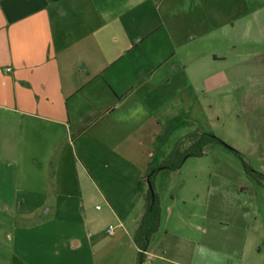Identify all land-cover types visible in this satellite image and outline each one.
Returning <instances> with one entry per match:
<instances>
[{
	"label": "crops",
	"instance_id": "1",
	"mask_svg": "<svg viewBox=\"0 0 264 264\" xmlns=\"http://www.w3.org/2000/svg\"><path fill=\"white\" fill-rule=\"evenodd\" d=\"M248 17L264 26V0H0V223L17 264H137L144 175L195 131L183 52ZM233 158L155 176L144 264H264L260 193Z\"/></svg>",
	"mask_w": 264,
	"mask_h": 264
},
{
	"label": "rangeland",
	"instance_id": "2",
	"mask_svg": "<svg viewBox=\"0 0 264 264\" xmlns=\"http://www.w3.org/2000/svg\"><path fill=\"white\" fill-rule=\"evenodd\" d=\"M247 19L244 28L232 24L229 30L210 33L184 50L185 64L196 76L199 90L184 93L180 117L191 116L196 122L193 130L213 132L237 148L254 169L264 172V26ZM215 56L221 59L214 60ZM175 138L162 143L163 151L173 147ZM205 150L227 153L243 168L240 158L222 145L210 144ZM142 184L148 188L147 182ZM254 185L264 214V187ZM8 232L0 223V264H17Z\"/></svg>",
	"mask_w": 264,
	"mask_h": 264
},
{
	"label": "trees",
	"instance_id": "3",
	"mask_svg": "<svg viewBox=\"0 0 264 264\" xmlns=\"http://www.w3.org/2000/svg\"><path fill=\"white\" fill-rule=\"evenodd\" d=\"M168 128L159 136L158 142L165 140ZM222 145L235 153L242 161L243 169L248 178L255 184L264 185V172L254 169L237 149L226 144L220 137L210 131L195 130L176 144L169 156L158 164H150L144 175L148 188L144 196L145 211L134 233V241L139 248L137 264H144L146 252L154 234L159 230L161 206L154 186L155 176L164 170L176 171L182 167L187 158L202 156L208 145ZM154 194V203H152Z\"/></svg>",
	"mask_w": 264,
	"mask_h": 264
},
{
	"label": "built area",
	"instance_id": "4",
	"mask_svg": "<svg viewBox=\"0 0 264 264\" xmlns=\"http://www.w3.org/2000/svg\"><path fill=\"white\" fill-rule=\"evenodd\" d=\"M107 232H108L109 234H113V233H114V226H113V225H110V226L108 227V229H107Z\"/></svg>",
	"mask_w": 264,
	"mask_h": 264
},
{
	"label": "water",
	"instance_id": "5",
	"mask_svg": "<svg viewBox=\"0 0 264 264\" xmlns=\"http://www.w3.org/2000/svg\"><path fill=\"white\" fill-rule=\"evenodd\" d=\"M152 203H154V194H152Z\"/></svg>",
	"mask_w": 264,
	"mask_h": 264
}]
</instances>
